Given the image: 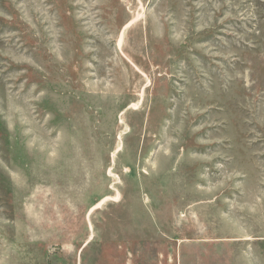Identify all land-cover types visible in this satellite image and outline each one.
Here are the masks:
<instances>
[{"label":"rangeland","instance_id":"1","mask_svg":"<svg viewBox=\"0 0 264 264\" xmlns=\"http://www.w3.org/2000/svg\"><path fill=\"white\" fill-rule=\"evenodd\" d=\"M0 264H264V0H0Z\"/></svg>","mask_w":264,"mask_h":264},{"label":"bare ground","instance_id":"2","mask_svg":"<svg viewBox=\"0 0 264 264\" xmlns=\"http://www.w3.org/2000/svg\"><path fill=\"white\" fill-rule=\"evenodd\" d=\"M131 26V25H130Z\"/></svg>","mask_w":264,"mask_h":264}]
</instances>
